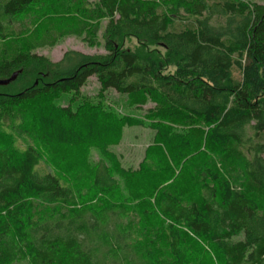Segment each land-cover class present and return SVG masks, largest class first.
Masks as SVG:
<instances>
[{
    "label": "trees",
    "instance_id": "16d2710c",
    "mask_svg": "<svg viewBox=\"0 0 264 264\" xmlns=\"http://www.w3.org/2000/svg\"><path fill=\"white\" fill-rule=\"evenodd\" d=\"M63 6L73 21L53 27L85 34L92 47L104 27L105 55L67 53L53 63L32 52L27 39L51 36L45 26L63 17ZM127 36L165 54L124 50ZM8 45L14 52L0 53V80L18 77L0 86V264H201L204 256L264 264V214L243 188L264 192V0H0V51ZM169 66L174 73H165ZM91 77L101 92L149 100L157 139L172 152L175 170L147 153L144 177L155 178L128 173L139 205L104 160L78 176L44 154L64 128L85 130L86 122L107 131L96 140L114 137L115 119L105 123L102 109L54 102L78 98ZM21 78L26 85L8 92ZM195 123L203 127L196 135L170 125ZM234 148L244 154H233L224 174L213 157ZM32 202L50 213L33 219ZM135 212L138 232L129 226ZM151 223L165 237L151 234ZM163 242L168 256L157 248Z\"/></svg>",
    "mask_w": 264,
    "mask_h": 264
},
{
    "label": "rangeland",
    "instance_id": "374dc122",
    "mask_svg": "<svg viewBox=\"0 0 264 264\" xmlns=\"http://www.w3.org/2000/svg\"><path fill=\"white\" fill-rule=\"evenodd\" d=\"M250 1L263 3V0ZM60 8L63 17L61 16L62 18H58L60 16H57L52 20L53 22L48 23L47 26H45L48 27V30L52 33L51 36H47L43 33L42 36H30L29 39H27L32 52L47 57L53 63L61 62L67 53H78L85 56L105 55L106 51L101 39V33L104 27H102L98 33V36L95 39L97 46L94 47L90 46L85 40V34L61 36L53 26H56V23H60L63 18L66 19V22L64 21L65 23L72 22L73 19L71 18L72 14L68 13L64 6ZM102 23L104 26L105 22ZM120 45L124 50H130L139 54L147 52H157L160 55L165 54V50L162 47L150 45L145 39L138 40L132 36L124 37L120 41ZM10 47L11 46L9 45L3 46L0 53L5 50L11 53L12 49ZM174 71L175 68L169 66L165 70V73L172 74ZM235 77L237 79L240 78L238 72H235ZM28 80L29 78H21L20 81L9 87L7 91L20 90L26 85ZM1 91L3 90H0V92ZM54 102L56 105L62 107L71 105L74 111H79L80 109L83 110L84 103L93 106L95 105V107L102 109L107 114L104 116L105 119H103L105 123H107L108 117L109 119H115L117 124H113V132L115 131L114 137L107 142L96 140L94 137L96 136L94 133H96L97 136H104L107 131L95 130L88 122L84 124L86 127L85 130L79 128L71 129L69 127L67 129L64 128L62 131L63 133L59 130V132L62 133L61 137L63 144L61 143V140L57 141L56 138H54L51 140L53 146L52 151L44 153L47 157L49 153L54 156L51 161L53 166L58 164L61 168H64L67 171H72L74 169L76 170V174H79L78 176H80L81 170L83 169L82 167H88L92 164H96L100 160H104L116 170V178L122 186L123 193L127 197L133 199L136 205L143 203L141 190L138 185L132 184V182H130L131 184H126V180L129 178L128 173H136L143 178L148 179L155 178V175L151 176L150 174L144 177L146 172L143 171L142 167L147 161L151 160L146 159L147 153H153L158 157L161 156L165 158V168L167 169L171 166L173 170H175L172 152L166 148V145H163V143L157 139V132L153 127V120L148 117V110L153 107V104L149 100H134L127 96L120 95L113 90L101 92L100 85L96 78L91 77L81 89L78 98L74 99L73 95H66L63 97L61 96ZM117 119L119 121H117ZM170 125L173 130L182 131V133L185 134L189 133L196 135L203 130L201 124L197 123L190 125L189 127H178L174 124ZM93 138L94 140H92ZM80 141H83L82 144H79ZM233 154L239 156V154L243 155L244 153L241 149L234 148L225 153L221 161H218L213 157V161L217 163L222 173L226 174V171L224 170L225 168H223L224 165H227L228 167L232 165ZM40 170L44 173L49 172L50 168L44 164ZM243 188L246 193L258 202L260 206L259 212L264 214V192L250 182H246ZM170 189H172V186H170ZM190 190L192 191V188H190ZM49 213V206L32 202L31 208L28 210L27 214L33 219H36L40 216L48 215ZM138 220L139 215L135 212L129 225L135 232H138L139 230V226L136 225ZM133 221L136 222L134 223L136 226L132 225ZM155 224L156 223L150 224L151 234L156 233L160 237H165V232L157 231L156 228H154L155 226L153 225ZM166 245L167 243L163 242L160 243L157 248H161L163 255L168 256L169 252ZM218 259V257H214L212 260L211 258L204 256L201 264H215L214 262L217 263Z\"/></svg>",
    "mask_w": 264,
    "mask_h": 264
},
{
    "label": "water",
    "instance_id": "95a60500",
    "mask_svg": "<svg viewBox=\"0 0 264 264\" xmlns=\"http://www.w3.org/2000/svg\"><path fill=\"white\" fill-rule=\"evenodd\" d=\"M17 77H18V73H14V75L11 78H9L7 80H0V86L9 85L11 82H14Z\"/></svg>",
    "mask_w": 264,
    "mask_h": 264
}]
</instances>
